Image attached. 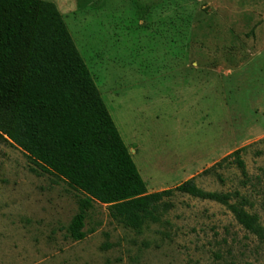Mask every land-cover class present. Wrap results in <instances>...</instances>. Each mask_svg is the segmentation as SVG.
Instances as JSON below:
<instances>
[{
  "label": "rangeland",
  "instance_id": "rangeland-1",
  "mask_svg": "<svg viewBox=\"0 0 264 264\" xmlns=\"http://www.w3.org/2000/svg\"><path fill=\"white\" fill-rule=\"evenodd\" d=\"M46 1L149 192L194 179L244 199L264 227V0ZM178 14L190 23L183 36L168 24ZM79 197L0 140V264H264V244L227 207L180 193L140 232L96 204L87 238L75 241L68 227Z\"/></svg>",
  "mask_w": 264,
  "mask_h": 264
},
{
  "label": "trees",
  "instance_id": "trees-1",
  "mask_svg": "<svg viewBox=\"0 0 264 264\" xmlns=\"http://www.w3.org/2000/svg\"><path fill=\"white\" fill-rule=\"evenodd\" d=\"M178 16L168 24L183 36L190 23L187 16ZM0 140L80 194L78 213L68 227L75 241L87 238L86 220L96 204L106 206L113 221L140 232L149 223H159L172 207L167 200L180 193L227 207L239 225L264 244L259 217L237 195L207 192L194 179L174 190L149 192L52 2L0 0ZM237 164L245 172L240 159Z\"/></svg>",
  "mask_w": 264,
  "mask_h": 264
}]
</instances>
